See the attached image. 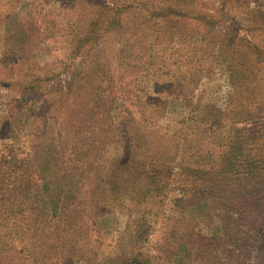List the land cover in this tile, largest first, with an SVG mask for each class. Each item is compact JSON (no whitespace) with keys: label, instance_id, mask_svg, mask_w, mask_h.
<instances>
[{"label":"rangeland","instance_id":"1","mask_svg":"<svg viewBox=\"0 0 264 264\" xmlns=\"http://www.w3.org/2000/svg\"><path fill=\"white\" fill-rule=\"evenodd\" d=\"M135 256L264 264V0H0V264Z\"/></svg>","mask_w":264,"mask_h":264},{"label":"trees","instance_id":"2","mask_svg":"<svg viewBox=\"0 0 264 264\" xmlns=\"http://www.w3.org/2000/svg\"><path fill=\"white\" fill-rule=\"evenodd\" d=\"M181 16H184V19H189L190 22H192L197 27L205 26H213L218 25L212 16H209L207 14L199 13V12H184L180 14ZM178 21V20H177ZM214 29V28H212ZM99 34V26L98 23H90L89 26H87L85 30V34L81 37L75 38L74 46L77 47V52L79 49L84 46L86 43H93L97 35ZM5 163H8L6 161ZM4 163V164H5ZM225 174L228 173V169L224 170ZM133 179H129V181H132ZM228 186H224L223 189H225ZM129 264H144L143 260L139 256L133 257V259L129 262Z\"/></svg>","mask_w":264,"mask_h":264}]
</instances>
